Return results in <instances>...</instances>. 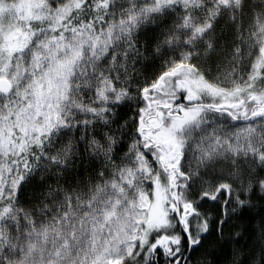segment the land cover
I'll use <instances>...</instances> for the list:
<instances>
[{
  "label": "snow or ice",
  "instance_id": "1",
  "mask_svg": "<svg viewBox=\"0 0 264 264\" xmlns=\"http://www.w3.org/2000/svg\"><path fill=\"white\" fill-rule=\"evenodd\" d=\"M0 264H264V0H0Z\"/></svg>",
  "mask_w": 264,
  "mask_h": 264
}]
</instances>
